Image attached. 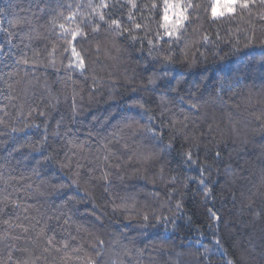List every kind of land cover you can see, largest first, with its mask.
Returning <instances> with one entry per match:
<instances>
[{
	"label": "trees",
	"instance_id": "16d2710c",
	"mask_svg": "<svg viewBox=\"0 0 264 264\" xmlns=\"http://www.w3.org/2000/svg\"><path fill=\"white\" fill-rule=\"evenodd\" d=\"M169 2L0 0V264H264V3Z\"/></svg>",
	"mask_w": 264,
	"mask_h": 264
},
{
	"label": "snow or ice",
	"instance_id": "6c2138e0",
	"mask_svg": "<svg viewBox=\"0 0 264 264\" xmlns=\"http://www.w3.org/2000/svg\"><path fill=\"white\" fill-rule=\"evenodd\" d=\"M262 3H264V0H261ZM217 5H219L220 7H222L224 10H226L228 13H232L235 11V5H237L238 3L240 4V7L242 8H248L249 7V2L248 0H216ZM164 16L163 19L165 21V27H167V23L169 21V15L168 12L169 10H173L174 14H176V20L173 22V29H175V25L180 24L181 21L186 20L188 17L185 15V10H180L178 13L176 12L177 9H181V5L180 4H173L170 3L169 0H164ZM104 7H107V4L103 5ZM188 7H194V5L189 4ZM212 15L213 17H216L217 15V11H216V7H213L212 9ZM264 18V17H262ZM100 19L103 20L104 16L101 14L100 15ZM113 24H116L117 27H119V24L117 23V21H112ZM61 28L64 27V25H60ZM139 27V26H137ZM97 29H94V31ZM174 34L173 32H168V35L171 36ZM76 33H73V39L76 38ZM134 38V37H133ZM205 40H207V37H205ZM72 52L73 54L77 57L78 59V66L82 69L84 67V62L82 59H80L79 57V53L76 52L75 47L72 48ZM188 158L191 159V154H188ZM203 183V181H202ZM207 194V193H206ZM212 216L214 217V219H219V217L217 216V214L215 212L212 213ZM145 219H147V216H145ZM217 243H219V241H217ZM228 264H232L231 261L228 262Z\"/></svg>",
	"mask_w": 264,
	"mask_h": 264
}]
</instances>
